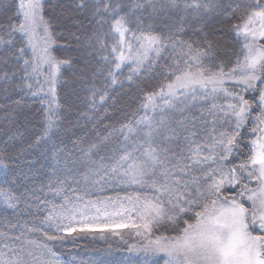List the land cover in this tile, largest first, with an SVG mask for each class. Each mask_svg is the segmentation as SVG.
I'll list each match as a JSON object with an SVG mask.
<instances>
[{
  "label": "snow or ice",
  "instance_id": "6c2138e0",
  "mask_svg": "<svg viewBox=\"0 0 264 264\" xmlns=\"http://www.w3.org/2000/svg\"><path fill=\"white\" fill-rule=\"evenodd\" d=\"M0 8V176L19 167L24 133L8 125L28 103L30 146L52 153L50 197L32 189L43 215L0 233V264H60L49 242L106 233L136 237L151 264H264V0H67L63 45L45 0ZM18 181L4 180L6 208L30 206ZM109 188L124 194L91 198Z\"/></svg>",
  "mask_w": 264,
  "mask_h": 264
},
{
  "label": "trees",
  "instance_id": "16d2710c",
  "mask_svg": "<svg viewBox=\"0 0 264 264\" xmlns=\"http://www.w3.org/2000/svg\"><path fill=\"white\" fill-rule=\"evenodd\" d=\"M12 0H7L11 3ZM67 0H45V16L50 19L54 26L60 29L64 34L60 43L63 45L67 40V28L74 26L68 23L64 8ZM2 11V8H0ZM59 55H75L72 49L67 52L58 53ZM58 92L61 98V103L64 105L66 112L75 119L85 110V104L82 99V90L80 77L75 69H68L63 72L62 81L59 85ZM30 99V98H29ZM3 104V96L0 95V105ZM41 105L38 103H28L22 112L14 116L15 124L8 125L10 130L19 128L20 132L24 133L21 140L17 143L16 151L20 153L19 167L12 165L8 172V177L0 176V189L11 191L9 185L4 183V180L14 177L24 179V184L19 181L15 186L17 193H24L30 199V206L24 203L22 198L18 210L6 208L0 202V233L7 232L9 234H19L22 225H31L38 223L43 212L38 213L35 204L32 202L36 197L32 196V189L37 190L39 197L49 196L50 193L45 188L43 193L38 190L44 185L51 183L50 175L52 168L50 146H30L33 135L40 130L39 110ZM91 128L90 124L82 123L76 131L85 132ZM2 134V133H0ZM67 139L66 137L64 138ZM58 143V141H57ZM111 147V146H110ZM83 185H81V188ZM120 192L124 193L119 188L106 189L104 192H91V198L97 196L116 195ZM126 233V231H124ZM98 235V234H97ZM33 238H36L33 235ZM128 238L127 242L133 238L125 235ZM132 238V239H131ZM107 238L99 240L90 235H83L77 239L67 237L63 241L49 242L52 245L53 251L65 264H141L142 254H135L130 248L122 243L115 242ZM131 241L130 244H133ZM117 243V244H115Z\"/></svg>",
  "mask_w": 264,
  "mask_h": 264
},
{
  "label": "rangeland",
  "instance_id": "374dc122",
  "mask_svg": "<svg viewBox=\"0 0 264 264\" xmlns=\"http://www.w3.org/2000/svg\"><path fill=\"white\" fill-rule=\"evenodd\" d=\"M123 232L124 231H126L127 232V230H122ZM92 237V236H91ZM107 238H112L111 240H114L115 242H118V243H122V241H123V244L124 245H126V246H128L129 248H130V242L131 241H134L133 243H136L137 242V238L136 237H132L131 239L132 240H130L129 242H125V241H127V240H129L128 238H124V240H121L119 237H116V236H112L111 234H105V238L104 239H107ZM97 239H99V240H104V239H100V238H98V235H97ZM115 244H117V243H115ZM135 254H142L143 255V257L141 258V264H145V262L146 261H148L149 262V264H151V259H153V258H150V257H146L143 253H141V252H136V251H133ZM58 259H59V261H60V264H65L59 257H58Z\"/></svg>",
  "mask_w": 264,
  "mask_h": 264
}]
</instances>
